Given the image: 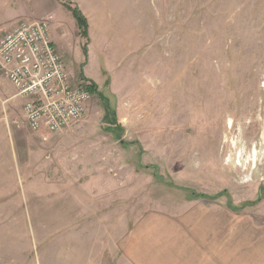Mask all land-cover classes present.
<instances>
[{
	"label": "rangeland",
	"instance_id": "1",
	"mask_svg": "<svg viewBox=\"0 0 264 264\" xmlns=\"http://www.w3.org/2000/svg\"><path fill=\"white\" fill-rule=\"evenodd\" d=\"M66 1L88 36L63 0H0V24L52 16L68 68L96 86L81 121L34 132L0 77V264H138L127 248L162 226L168 246L264 234V0ZM138 226L151 238L131 244Z\"/></svg>",
	"mask_w": 264,
	"mask_h": 264
},
{
	"label": "built area",
	"instance_id": "2",
	"mask_svg": "<svg viewBox=\"0 0 264 264\" xmlns=\"http://www.w3.org/2000/svg\"><path fill=\"white\" fill-rule=\"evenodd\" d=\"M0 75L24 99L27 126L61 132L81 121L94 94L76 80L51 35V19L24 21L0 37Z\"/></svg>",
	"mask_w": 264,
	"mask_h": 264
},
{
	"label": "crops",
	"instance_id": "3",
	"mask_svg": "<svg viewBox=\"0 0 264 264\" xmlns=\"http://www.w3.org/2000/svg\"><path fill=\"white\" fill-rule=\"evenodd\" d=\"M47 18L51 19L52 25V16ZM1 19L4 22L0 25L8 27V31L21 22L36 20L28 12L24 14L20 12V15ZM52 39L56 44L57 37L56 40L53 37ZM0 77L3 76L0 75ZM160 230L162 232L166 228L162 226ZM161 232H159V236ZM238 233L209 231L206 234H198L193 232L190 233L191 237L178 233L179 238L175 235L172 238V246H168L166 237L160 241L158 236L153 238V243L139 247L140 252L137 255L131 254L134 247L129 245L130 248H127L126 255L129 260L133 259V263L134 258H137L136 263L138 264H264V234L248 233L247 238L245 237L242 242V230ZM151 234L150 231L145 234L142 226H138L135 232L127 237V241H131V244L135 241H147L151 238ZM142 235H148V239L144 240ZM230 243L236 249L235 254L232 253L233 256L226 247L230 246ZM222 246L226 247L223 251L220 249Z\"/></svg>",
	"mask_w": 264,
	"mask_h": 264
},
{
	"label": "trees",
	"instance_id": "4",
	"mask_svg": "<svg viewBox=\"0 0 264 264\" xmlns=\"http://www.w3.org/2000/svg\"><path fill=\"white\" fill-rule=\"evenodd\" d=\"M63 4L69 11L72 12L73 16L75 17L77 21V25H78L79 34L82 36H88L89 24H88L87 17L83 14V12L79 9L78 6L73 7L72 4L66 0H63ZM91 88H93L92 90L96 92V86L94 84L91 85ZM113 121H114V124H118V121L115 117ZM109 130L113 131V129H109ZM204 197H207V196H204Z\"/></svg>",
	"mask_w": 264,
	"mask_h": 264
},
{
	"label": "bare ground",
	"instance_id": "5",
	"mask_svg": "<svg viewBox=\"0 0 264 264\" xmlns=\"http://www.w3.org/2000/svg\"><path fill=\"white\" fill-rule=\"evenodd\" d=\"M9 81V80H8Z\"/></svg>",
	"mask_w": 264,
	"mask_h": 264
}]
</instances>
